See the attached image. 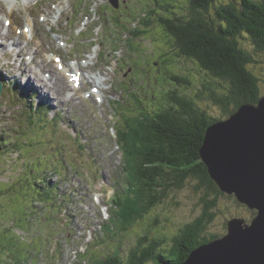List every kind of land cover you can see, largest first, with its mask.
<instances>
[{"label":"rangeland","instance_id":"374dc122","mask_svg":"<svg viewBox=\"0 0 264 264\" xmlns=\"http://www.w3.org/2000/svg\"><path fill=\"white\" fill-rule=\"evenodd\" d=\"M82 1L83 7H78L75 0H23L16 5L1 0L0 15L7 16L8 12L14 9L13 14L5 20L1 17L4 20L2 25L5 24L7 31L10 28L14 36L6 39L8 54L0 52V77L5 83H16L17 91L15 93L6 89L0 96V135L13 141L21 136L26 122L20 116L19 103L29 97L41 104H52L50 111L59 113L61 119L69 126V130L56 128L57 123L50 124L47 121L45 126L40 127L39 132L35 129L29 130L37 135L31 142L35 143L39 139V146L30 147L31 152L22 154L12 147L13 152L0 154V190L8 188L20 176L30 159L29 155L33 152L34 155H41L40 158H47L44 159L45 163L57 167L54 179L61 182L60 192L66 193L57 201L60 203L66 198L69 199L67 204H61V208L66 206L70 211L72 240H65L69 228L62 225L63 214L61 218L53 215L51 220L46 216L50 215L51 209L48 208L51 206L43 209H46L47 224L40 223L42 216L32 220L28 229H0L2 244H8L9 239L13 240L15 237L19 239L18 245L31 250L23 254L20 264H87L90 261L93 264L94 259L108 255L115 247L117 249L123 246V253L135 248L132 232L124 236L106 233L104 225L110 220L111 209L115 208L113 198L116 192L113 189L118 181H124L123 154L116 134L118 122L120 121L122 128L127 116L134 117V110L139 111V99L141 111H153L166 103L164 101L162 104V98L167 92L175 91L178 97H186L195 102L197 107L215 118L222 119L228 115L224 107L213 101L210 92L215 90L218 96H224L228 93L230 84L209 74L195 61L180 55L163 27L159 25L161 23L157 22L159 14L150 11L164 3L176 5L173 0H120L118 8L114 7L110 0ZM177 1L179 5L189 2ZM231 1L214 0L209 13L215 18L217 7ZM236 2L239 4L238 0ZM80 4L81 2L79 6ZM41 7H50L59 14L47 16ZM60 8L65 10L61 20L56 21L61 14ZM145 13L150 14L153 23L147 31L144 26ZM9 18V21L12 20L10 25L7 24L8 21L5 22ZM35 19V32H25L24 28L30 26L29 22H34ZM79 20L83 23L80 24ZM78 25L89 31L80 35ZM18 36L25 41L21 47L13 44ZM240 41L255 59L249 68L258 76L260 88L264 92V51L256 50L247 35L241 36ZM34 54L38 59L31 61ZM54 55L63 59L65 70L68 69L69 73L72 70L82 72V76L86 73L87 76L108 79L104 86L99 83L97 85L106 93L103 106L97 102V97L89 100L85 98V94H71L73 88H69L67 95L59 99L51 92L48 84L40 81L41 76L45 74L43 71H51L50 74L52 70L60 71ZM87 63L94 67V72L89 69L79 71L78 66ZM25 68L27 70H24ZM62 74L68 79L64 72ZM173 74L188 79L189 84L179 81L176 77L172 78ZM30 76L34 83L29 84ZM69 79L68 81L72 82L70 76ZM55 81L54 77L48 83L54 85ZM93 87H96L94 81L87 82L83 79V90L91 92ZM45 93L50 96L49 100L43 96ZM75 99L77 102H73ZM66 104L70 108L64 115ZM126 113L127 116L122 117ZM47 118H50L49 114ZM72 130L79 134V139L73 137ZM32 133H29L28 137L32 136ZM204 188L196 180L188 181L183 188L171 191L164 201L152 209L149 217L157 216L162 219L161 232H177L203 214L207 193ZM101 191L104 192L103 197L96 194ZM11 195L13 196L0 198V211L4 214L0 215V219L14 215L22 207L19 188ZM120 195L122 196L121 192ZM213 197L208 195L207 200ZM41 206L43 207V204H40ZM211 211L215 215L208 225L206 235L225 233L228 220L235 216L243 217L248 222L254 216L253 209L237 201L234 196L227 195L219 196L217 205ZM140 223L143 229L147 227V223L152 227L149 218ZM138 226L139 224L134 227L135 232L142 230ZM111 227L113 228L112 224ZM47 237H55V241L44 242ZM34 241L45 244L44 253L39 246L30 245ZM7 249L16 251L14 247L0 245V251ZM54 252H58L55 262ZM49 254L52 256L51 260L48 259Z\"/></svg>","mask_w":264,"mask_h":264},{"label":"trees","instance_id":"16d2710c","mask_svg":"<svg viewBox=\"0 0 264 264\" xmlns=\"http://www.w3.org/2000/svg\"><path fill=\"white\" fill-rule=\"evenodd\" d=\"M213 1L189 0L179 5L177 0H173L176 5L164 3L150 11L159 14L157 22L161 23L159 25L163 27L180 55L195 61L209 74L230 84L229 91L224 96H218L215 90L210 92L213 101L228 112L224 117L228 118L243 103H258L264 95L258 76L249 68L255 59L240 41L241 36L247 35L256 50L264 51V0H238L239 4L232 0L217 7L215 18L209 13ZM145 18L144 26L147 31L153 23L150 14L145 13ZM175 77L189 84L188 79L173 74L172 78ZM164 101L166 103L163 106L154 108L153 111L140 109L138 112L134 110V117H128L127 113L122 115L127 116L122 128L120 121L118 122L124 181H118L114 187L115 208L111 209V218L104 226L106 233H116L119 236L132 232L135 248L130 247L129 251L123 253V246L117 249L115 247L108 255L94 259L93 264H176L184 262L199 245L217 239L227 232L228 225L223 234H205L214 219L215 214L211 209L217 205L219 196H234L220 189L201 156L207 129L220 118L200 109L186 97H178L175 91L167 92L162 98V104ZM26 106L29 120L25 121L24 131L14 141L0 135V154L13 152L14 148L15 151L25 154L32 151L30 147L39 146L38 139L35 143L31 142L37 135L29 130H41V116L46 117L47 108L31 100L27 101ZM29 133L32 136L28 137ZM40 156L32 152L20 176L8 188L0 190V198L12 197L11 193L18 188L22 194L21 209L10 217L0 219V229H28L32 220L42 216L40 223L47 224L45 210L48 206H51L48 208L51 209L50 215H46L49 220L53 215L61 218V213L66 211L61 218L62 225L65 228L70 227L66 219L68 217L70 222V211L66 206L61 208L57 201L66 195L60 192L61 182L54 179L57 167L45 163L44 159L47 158ZM190 180L198 181L207 191L203 214L175 233L161 232L162 219L157 216L149 217V214L171 191L183 188ZM208 195L214 197L207 200ZM63 201L64 205L69 199ZM44 208L46 209L43 210ZM253 211L255 216L257 210ZM0 215H4L2 211ZM148 218L152 221V227L147 223V227L143 229L140 222ZM137 224L142 229L140 232H135L134 227ZM18 241L14 237L13 240L9 239L8 244H2L0 240V245L16 249L15 252L10 249L0 251V264H20L23 254L31 252L30 249L18 245ZM45 241L52 243L55 237H47ZM30 245L39 246L44 253L45 244L34 241ZM53 255L55 260L58 252ZM51 257L49 254L48 259L51 260Z\"/></svg>","mask_w":264,"mask_h":264},{"label":"water","instance_id":"95a60500","mask_svg":"<svg viewBox=\"0 0 264 264\" xmlns=\"http://www.w3.org/2000/svg\"><path fill=\"white\" fill-rule=\"evenodd\" d=\"M119 1L111 0L116 8ZM201 156L220 189L257 213L249 222L229 219L226 234L176 264H264V95L211 124Z\"/></svg>","mask_w":264,"mask_h":264},{"label":"bare ground","instance_id":"6f19581e","mask_svg":"<svg viewBox=\"0 0 264 264\" xmlns=\"http://www.w3.org/2000/svg\"><path fill=\"white\" fill-rule=\"evenodd\" d=\"M5 1H7L8 4L16 5V4H19L20 2H22L23 0H5ZM28 1L30 2V1H34V0H28ZM110 2H111V0H110ZM111 4L114 6V4L112 2H111ZM119 4H120V1H119ZM1 5H2V2L0 0V8H1ZM3 8L5 9L4 4H3ZM41 8L46 13L47 16H52V15H55V14H59V12H56L55 10H53L50 7H46V8L45 7H41ZM60 9H61L60 10L61 14L56 18V21H60L61 20L63 12L65 10V8H60ZM13 10L9 11L8 14L12 15L13 14ZM4 20H5V18H4ZM4 20L0 17V38H1V40H0V52L2 53V51H3L5 53V55H6V54H8L6 52V50L8 48V44H6V39L8 37H10V36L12 37L14 35H13V32L10 30V28H8V31H7V29H6L7 27L4 26L5 24L2 25V21H4ZM36 23H37V19H35L34 22H32V21H31V23L29 22V25L31 26V28L33 26L32 33L35 32V28L34 27H35ZM20 37L21 36H18V38H15L16 41H13V44H15L17 46L19 45L21 47V46H23L25 44V41L22 40ZM10 46H14V45H9V47ZM22 53L23 52L21 50V54ZM19 54H20V52H19ZM78 69H79V71H82V69H84V70L85 69H89L90 72H94V67H90V64H88V63L86 65H79ZM24 70H27V68H25ZM67 71H69V70L67 69ZM62 72L63 71H54V70H52V74H49V76H47V74L45 73V74H43L41 76L42 78L40 79V81L42 83L48 84L49 88L51 87V92L59 99H63L65 97V95H67V91H68L69 88H73V89L75 88L74 86H72L70 84L68 79L63 77ZM101 73L104 74L103 72H101ZM70 76H72V75H70ZM54 77H55L56 81H55L54 85H50L48 82L51 81L52 79H54ZM38 78H39V76H38ZM83 79H85L87 82L94 81L96 83V86L98 85V83L101 86H104V84L108 80L107 78H103V77H99V76H87L86 73L85 74L83 73ZM28 82H29V84H31L33 82L32 76H30ZM39 84H40V86H42L41 83H39ZM73 85H74V82H73ZM44 88L46 89V86H44ZM43 91H44V89H43ZM43 96L46 99H48V100L50 99V96H48V94H46V93ZM71 99H73V98H71Z\"/></svg>","mask_w":264,"mask_h":264},{"label":"clouds","instance_id":"9594fccd","mask_svg":"<svg viewBox=\"0 0 264 264\" xmlns=\"http://www.w3.org/2000/svg\"><path fill=\"white\" fill-rule=\"evenodd\" d=\"M222 119H225V118H222Z\"/></svg>","mask_w":264,"mask_h":264}]
</instances>
